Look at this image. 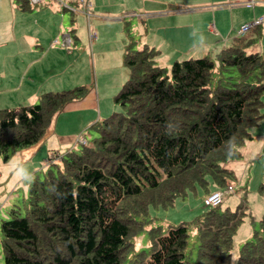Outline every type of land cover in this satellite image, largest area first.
Returning a JSON list of instances; mask_svg holds the SVG:
<instances>
[{
  "label": "trees",
  "instance_id": "obj_1",
  "mask_svg": "<svg viewBox=\"0 0 264 264\" xmlns=\"http://www.w3.org/2000/svg\"><path fill=\"white\" fill-rule=\"evenodd\" d=\"M16 3L21 10L34 5ZM255 43L232 39L216 52V69L209 55L174 59L166 69L154 63L152 46L129 39L122 53L127 76L112 95L121 109L90 124L96 135L89 145L63 152L60 165L51 162L41 177L30 178L24 212L11 208L0 221L3 264H121L149 220V204L165 207L195 186L206 189L209 179L228 186L235 174L226 162L242 155L263 115L264 57L247 50ZM86 91L84 84L44 90L34 102L0 107L1 158L36 142L52 115ZM258 190L264 193V182ZM220 202L191 222L164 231L149 226L148 248L127 264H229L232 235L246 210L242 200L234 208ZM189 224L197 239L190 263ZM259 224L234 264H264V216Z\"/></svg>",
  "mask_w": 264,
  "mask_h": 264
},
{
  "label": "crops",
  "instance_id": "obj_2",
  "mask_svg": "<svg viewBox=\"0 0 264 264\" xmlns=\"http://www.w3.org/2000/svg\"><path fill=\"white\" fill-rule=\"evenodd\" d=\"M16 1L0 0V24L9 25L11 23L12 25L15 23L13 19L16 14H13L11 10L13 6L20 14L32 12L34 5L31 10H21L17 7ZM47 1L50 2L51 0H39L37 4H46ZM56 1V7L60 13L69 12L68 20L70 23L77 14L83 22L85 21V28L88 32L87 47L84 45L82 52L78 50L75 54L74 50L68 47L76 39L72 26L60 34L61 46L64 47L65 51L61 48L57 49L65 53L64 65L66 69L72 66L74 61L77 64L78 70H75L72 75L69 74V76L64 77L62 73L61 78L54 79V70L48 72V78L40 73L30 71L31 68H35L41 57L47 54L45 50L51 47L50 40L46 47H41V42H45L49 38L46 34L43 32H41L42 35L30 33V30H32L30 27L35 22L41 25L45 23L47 29H50L49 21L51 19L46 15V10L40 13L41 17L38 20L37 17H30L31 15H22L19 22L21 26L18 27V30H15V27L9 28L8 26L0 33V56L2 60L0 63V102L4 101L9 104L10 102L27 103L33 100L36 101L38 94L44 90H55L54 88L59 85H64L62 88L72 86L76 77L85 73V67L91 71L88 72V74H91L90 83L89 76L82 77L83 79L80 81L87 86L85 94L76 100L68 101L52 115L47 128H45L46 130H44L43 136H45L40 137L39 142L37 140L30 145L20 147L14 152L18 155V163L25 165L24 177L31 178L42 164L41 157L34 159L35 151L38 148L45 149L43 152L46 151V154L48 151L54 150L57 151V154H60L75 148V145L79 143V136L86 133L87 127H90V124L95 120L105 116L106 112L110 110L109 106L104 104V111L102 112L100 104L105 97L101 95L98 86L105 88L107 84L108 87L109 85H116L113 81L115 76H112L111 83L110 75L104 70L117 59V52L118 58L123 53V49L130 39L129 35H131L126 29L129 24L138 23V20H140L141 23H146L148 30L152 29L151 36L146 38V34L145 36L142 35V38L138 40L139 45L144 44L146 39V41L152 42L151 45L159 48L161 46L160 42H153L157 36L152 35L155 33L160 36L163 35L168 51L165 55L170 56L173 52L174 59L201 56V54H209L210 56L209 50L215 51L219 47H225L230 39L242 36L252 38L253 36L249 35L253 31L257 33L256 39H259V45L255 43L250 47L254 48L252 51L257 50L264 57V0H84L82 5L79 2L74 4L73 0ZM49 14L53 17L51 13ZM259 18L261 19L259 24L252 26L243 35L238 34L242 24L253 22ZM46 19L49 20L47 23ZM56 19L54 18V20ZM152 20L153 22H151ZM28 21H30L29 26L26 24ZM21 22H24L25 25L22 26ZM149 22L153 25H149ZM126 23L128 25H124L125 38L123 40L121 39L122 32L119 25ZM111 26L116 31H114L108 42L103 31L105 27L111 28ZM162 28L167 33L162 32ZM68 30L73 31L69 34ZM79 30H77L78 33ZM65 33L68 34L70 40L68 43L63 44L62 35ZM90 33H94L92 40L90 39ZM72 36H74V40ZM131 39H134L133 36ZM53 41L57 43L58 39L54 37ZM135 41L137 44V40ZM36 45L39 46V51L34 47ZM27 50L31 51V54L28 55V58H21L20 55L23 56ZM97 52L100 54L104 52L105 57L103 61L105 68L100 69L98 78L99 59L96 60ZM158 54L157 56H165L159 51ZM68 55H71L70 58L74 60H70ZM69 62L71 63L69 64ZM158 64L160 65V63ZM124 72L127 75V70H124ZM68 79L70 80L68 81ZM92 80H94V83ZM260 119H262L263 128L259 130L257 129L258 126L253 128L251 130L252 137L245 142L258 141L260 137L252 152L253 154L254 152L260 153L264 157V110ZM246 143L242 146L241 154H243ZM46 160L45 162H47Z\"/></svg>",
  "mask_w": 264,
  "mask_h": 264
},
{
  "label": "rangeland",
  "instance_id": "obj_3",
  "mask_svg": "<svg viewBox=\"0 0 264 264\" xmlns=\"http://www.w3.org/2000/svg\"><path fill=\"white\" fill-rule=\"evenodd\" d=\"M38 2L39 0L32 2V4H34L32 12H26L23 14H20V12L16 9L15 6L11 7L12 13L16 14L15 18L13 19L15 23L12 25L11 23L9 25L0 24V33L8 26L9 28L15 27V30H18V27L21 26L19 22H20V18L22 15H27V16L31 15L30 17H37V20H38L41 17L40 13L46 10V15H48L49 18L51 19L50 21L46 19V23L47 21H49L50 23V29H47V26L45 23L41 25L40 23L35 22V24L30 27V29H32L30 30V33L42 35L41 32H43L49 38L45 42H41V47H46V45L49 44L48 42L49 40H50L51 47L45 50L47 54L42 56L41 59L37 62V65L35 66V68L34 69L31 68L30 71L40 73L43 76H45V78H48L49 76L48 72L51 70H54V79L61 78L62 73L64 77L69 76V74L72 75L75 70H78L77 64L74 61V63H72V66H69L68 69H66V66L64 65L65 53H63L65 49L63 46H61L60 34L63 31H65L67 28L72 26V29L74 30V33H75L74 36L76 37V39L75 41H72L71 45L68 47L74 50V54L78 50L79 51L81 50L82 52V47H84V45L85 47H87V44H88L87 43L88 32L85 28V21L83 22L79 18V16H77L76 14L74 20L70 23V21L68 20L69 12L64 11L63 13H60L56 7L57 6L56 0H51L50 2L47 1L48 3L42 4V5L37 4ZM49 13H51L53 17H51ZM54 18H57V19L54 20ZM78 19H79V22H78ZM151 22H153V20ZM151 22H149V25L151 24L152 26L153 23ZM21 24L22 26L25 25L24 22H21ZM26 24L29 26L30 21H28ZM124 25L126 26L128 25V23L119 25L120 31L122 32L121 39L123 40L125 38ZM136 28H137V31H136ZM126 29L131 34L129 35V38L131 39V37L133 36L134 40H137L136 46L139 45L138 40L142 38V35L145 36L146 34V38H147L148 36H151L152 34V29L148 30L146 23L145 22L141 23L140 20H138V23L129 24L128 26H126ZM77 30H79V33ZM161 30L162 32L167 33L165 29L162 28ZM114 31L116 30L112 29V26L111 28L105 27L103 32L106 34V39L108 42L112 38ZM256 34L257 33L253 31L249 36H253L252 38L255 39L257 45H259V39H256ZM90 36H91L90 39L92 40V38L94 37V33H90ZM152 36H157L156 38H154L155 41L153 42L155 43L160 42L161 46L159 48L151 45L152 42L151 41L148 42V40L146 41V39L144 43L146 45L152 46L157 51L156 52L157 54H158V51L162 53L163 55L167 54L168 51L166 49V41L165 39H163V35L160 36L159 34L155 33ZM54 37L58 39L57 43L53 41ZM231 40L232 39L228 40L229 42L226 45H229L231 43ZM34 47L36 48L37 51H39L40 48L38 45ZM57 48H61L63 51ZM217 49L219 50L220 47ZM247 50L252 51L254 50V48L248 47ZM83 51H84V48H83ZM215 51L209 50L208 52H210V57L214 59L215 69H216L217 61L215 60L214 56L217 51L216 52ZM29 54H31V51L27 50V52L23 56L22 55L20 56L21 58L22 57L28 58ZM157 54H155L153 57L154 63H156L157 65H159L158 63H160V66H163L166 69H168L172 60H174L173 52H171L170 56L168 55L157 56ZM206 55H209V54H206ZM70 57L71 55L69 56L70 60H74L73 58H70ZM104 58H105L104 52L101 54L99 52L96 53V60L99 59L97 78L100 73V69L103 70L105 68L103 64ZM79 59H80V56H79ZM1 62L2 60L0 56V63ZM70 63L71 62H69V64ZM87 69L88 68L85 67V70H84L85 73H83V75L81 76L76 77L75 83L72 84V86L77 85L79 83L85 84L83 82H80L82 81L81 79H83L82 77L89 76V83L91 82V74L90 73L88 74V72H91V71ZM124 70H127V69L125 67V64L122 61V53L121 55H119V58H118V52H117V59H115L113 64H109L108 67H106V69L104 70L107 74L110 75L111 83H112V76H115L113 78V81L116 83V85L115 86L109 85L108 87V84H107L105 88H101L98 86L101 95L105 97L100 104L101 105L100 108L102 112L104 111V104H107V106H109L110 108V110L106 112L107 114L111 113L113 110L121 109V107L117 103L112 101L111 96L114 95L117 88H119L124 82V80L126 79L127 75H125ZM217 78H218V74L216 71H214L213 77L211 80L212 85L216 83ZM69 80L70 79H68V81ZM92 81L94 83V80ZM62 87H64V85H59L58 87L54 89L55 90L61 89ZM113 91L114 93H112ZM262 101L264 103V93L262 94ZM27 103H31V102H27ZM20 104H25V102L24 103L10 102L8 104V102L3 101V102H0V107L15 106V105H20ZM102 105H103V108H102ZM263 110H264V105L263 107H261V112ZM261 120L262 119L258 120V123L254 126V128L256 126H258L257 127L258 130L260 128H263V124ZM57 132H58V128H57ZM85 132H86L85 134L83 135L81 134L78 138V141L80 144L79 143L76 144L75 148L73 149L78 150L81 144L86 143L87 145H89L91 143L90 142L91 139L96 135V132L94 131L92 127H87ZM44 136L42 135L41 138ZM41 138L38 139V142L41 140ZM259 140H260V137L258 141H253V142H248V143L245 142L246 145H245V148L243 149V154L235 160H229L226 162V165L231 166L235 174V178L232 181L227 182L229 183L228 186L218 187L216 184H214L209 179L208 184H207L208 186L206 189H202L199 186H195L194 189H189L188 191H186L185 194L175 196L171 204L165 207H162L160 205L154 206L152 204H149L146 209V213H147L146 217H148L149 220H147L144 223L143 227L132 236L131 241H132L134 248L126 253L125 259L122 260L121 264H127L128 258L131 257V255L136 250H139V249L146 250L148 248L149 240L147 239L146 228H148L151 225H158L162 228V231H164L167 225L177 224L180 221H187V222L193 221V219L197 215L202 214L206 209H208L211 206V205L204 204L203 198L206 195L210 194L211 191L215 189L222 191V196H221L222 200L219 204L220 207L228 206L229 208H234L237 202L240 200H242V202L245 204L246 212L242 215V220L238 223L232 235V239H231L229 264H234L240 244L246 239L250 238L251 233L254 230L259 231L260 229L259 219L264 216V193L258 190L259 183L264 182V157L260 153L254 152L253 154L252 152L254 150L253 147L255 146L256 143L258 144ZM19 148L20 147L14 148L10 152L6 160H3L0 156V221L2 219H6L10 217L11 208H14L17 213L22 214L24 212V208L27 205V198H26L27 197V186H28L30 177L28 176L24 177L25 165L23 163H18V158H17L18 155L14 153ZM44 150L45 149L41 147L35 151L36 154H35L34 159H37L39 157H41L42 159L41 160L42 164H40L41 169L38 168L35 172L39 177L43 175L47 166L51 162H54L60 165L59 157L61 154H63V153L57 154L56 150L48 151L46 154V151L45 153L43 152ZM45 160L47 162H45ZM36 163L38 164V162ZM0 238H1V233H0ZM196 247H197V239H196V234H195V228L192 224H189L187 244H186V249H185L186 261L188 263L193 261V258L196 252ZM0 264H3V255L1 251V245H0Z\"/></svg>",
  "mask_w": 264,
  "mask_h": 264
},
{
  "label": "built area",
  "instance_id": "obj_4",
  "mask_svg": "<svg viewBox=\"0 0 264 264\" xmlns=\"http://www.w3.org/2000/svg\"><path fill=\"white\" fill-rule=\"evenodd\" d=\"M32 2L33 1H37V0H31ZM84 0H78V2L82 5L84 2ZM261 22V19H256L255 21L253 22H248V23H244L240 26L239 28V35H243L245 34L250 28H252V26H255L257 24H259ZM70 40L69 36L67 33L63 34L62 35V43L65 44V43H68ZM221 196H222V191L221 190H215L213 191L212 193H210L209 195H206L203 199L204 201V204L206 205H215L217 204L218 202H220L222 199H221Z\"/></svg>",
  "mask_w": 264,
  "mask_h": 264
}]
</instances>
